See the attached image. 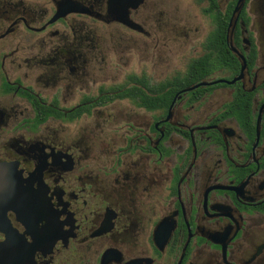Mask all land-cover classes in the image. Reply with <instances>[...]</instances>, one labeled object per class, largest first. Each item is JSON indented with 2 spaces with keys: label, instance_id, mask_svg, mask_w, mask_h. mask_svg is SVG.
<instances>
[{
  "label": "flooded vegetation",
  "instance_id": "1",
  "mask_svg": "<svg viewBox=\"0 0 264 264\" xmlns=\"http://www.w3.org/2000/svg\"><path fill=\"white\" fill-rule=\"evenodd\" d=\"M237 1L196 0L174 67V0H0V264H264V0ZM220 15L237 69L173 87Z\"/></svg>",
  "mask_w": 264,
  "mask_h": 264
},
{
  "label": "trees",
  "instance_id": "2",
  "mask_svg": "<svg viewBox=\"0 0 264 264\" xmlns=\"http://www.w3.org/2000/svg\"><path fill=\"white\" fill-rule=\"evenodd\" d=\"M227 24V17L222 15L216 16L215 19V30L210 36L207 43L206 52L203 56L194 59L190 62L187 73L170 81L173 87H182L188 83L199 81L203 76L202 73H207L216 66H225L229 70L237 69L238 64L234 61L233 57L227 51L224 45V34L225 27ZM198 73L200 75L196 76ZM149 81L142 78L136 77V83H143L145 87H149ZM178 85V86H177ZM149 96L144 94L141 97V105L145 108H150V102L148 100ZM235 114L239 120L244 124L246 121L247 111L245 110L243 103H238L236 105Z\"/></svg>",
  "mask_w": 264,
  "mask_h": 264
},
{
  "label": "rangeland",
  "instance_id": "3",
  "mask_svg": "<svg viewBox=\"0 0 264 264\" xmlns=\"http://www.w3.org/2000/svg\"><path fill=\"white\" fill-rule=\"evenodd\" d=\"M173 7L176 10L175 16L178 19V30H191L187 41H178L163 48L167 60L163 66L175 67L182 65L188 57L196 56L200 53L198 51L199 43L204 38H200L198 41L197 38L206 26V23L201 12V7L197 4L196 0H174ZM193 47L196 48V53H192ZM139 71H149V65L142 63L140 52L136 49V73Z\"/></svg>",
  "mask_w": 264,
  "mask_h": 264
},
{
  "label": "water",
  "instance_id": "4",
  "mask_svg": "<svg viewBox=\"0 0 264 264\" xmlns=\"http://www.w3.org/2000/svg\"><path fill=\"white\" fill-rule=\"evenodd\" d=\"M243 1L244 0H238L237 1V4H236V7H235V10H238L239 8H241V6L243 5ZM64 13H56L53 17L52 20H55L57 18H60L63 16ZM244 69V64H242L241 66V70L240 72H242ZM238 78H234L232 79L231 81H226V80H217L215 82H212V83H208V82H205V81H201L199 82L198 84H195L193 87H191L189 90L193 89V88H197V87H200V86H207V85H211V84H216V83H226V84H233Z\"/></svg>",
  "mask_w": 264,
  "mask_h": 264
}]
</instances>
